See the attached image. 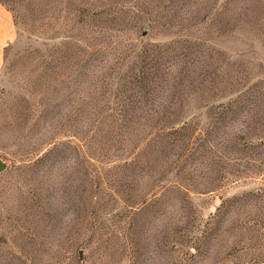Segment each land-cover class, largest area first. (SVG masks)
<instances>
[{
	"label": "rangeland",
	"instance_id": "rangeland-1",
	"mask_svg": "<svg viewBox=\"0 0 264 264\" xmlns=\"http://www.w3.org/2000/svg\"><path fill=\"white\" fill-rule=\"evenodd\" d=\"M0 3V264H264V0Z\"/></svg>",
	"mask_w": 264,
	"mask_h": 264
},
{
	"label": "crops",
	"instance_id": "crops-1",
	"mask_svg": "<svg viewBox=\"0 0 264 264\" xmlns=\"http://www.w3.org/2000/svg\"><path fill=\"white\" fill-rule=\"evenodd\" d=\"M14 35V25L10 12L5 5L0 3V62L2 58V51L6 43Z\"/></svg>",
	"mask_w": 264,
	"mask_h": 264
},
{
	"label": "water",
	"instance_id": "water-1",
	"mask_svg": "<svg viewBox=\"0 0 264 264\" xmlns=\"http://www.w3.org/2000/svg\"><path fill=\"white\" fill-rule=\"evenodd\" d=\"M1 168V167H0Z\"/></svg>",
	"mask_w": 264,
	"mask_h": 264
}]
</instances>
